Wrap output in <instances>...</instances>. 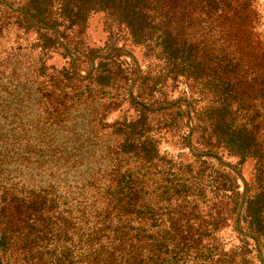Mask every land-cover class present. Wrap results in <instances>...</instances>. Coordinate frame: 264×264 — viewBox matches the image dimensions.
<instances>
[{"label":"trees","instance_id":"trees-1","mask_svg":"<svg viewBox=\"0 0 264 264\" xmlns=\"http://www.w3.org/2000/svg\"><path fill=\"white\" fill-rule=\"evenodd\" d=\"M98 12L146 66L87 43ZM263 28L264 0H0V264H264Z\"/></svg>","mask_w":264,"mask_h":264},{"label":"rangeland","instance_id":"rangeland-1","mask_svg":"<svg viewBox=\"0 0 264 264\" xmlns=\"http://www.w3.org/2000/svg\"><path fill=\"white\" fill-rule=\"evenodd\" d=\"M86 41L92 47H106L108 46V44L122 47V53L124 55L133 58L142 66H146L149 62V58L145 55L143 47L133 43L129 35H127L124 30L122 31L118 29V27L115 25L111 28V31L107 28L106 17L105 13L103 12L94 13L90 17ZM129 59L130 58H128V60ZM65 61V58H63L62 56L55 55L50 60V63H56L58 66H61L65 63ZM187 89L188 86L185 83H179L174 85L173 87H169L170 97L174 98L177 95H181L182 91H186ZM201 104L202 103L200 102V105ZM120 114L121 113L119 111L113 112V116L115 117ZM193 139H196V135L193 136ZM160 146L163 151H166L170 155L176 156L181 151L179 146L172 142L162 143ZM222 153L223 161L233 170L243 188V186L248 184L254 176V159L248 158L243 163H239L238 157L228 155L226 151ZM215 163L217 162L215 161ZM223 235L226 241H229L230 243H237V239L233 238V236L231 235V230H225Z\"/></svg>","mask_w":264,"mask_h":264}]
</instances>
